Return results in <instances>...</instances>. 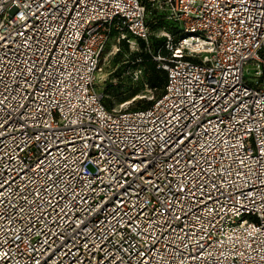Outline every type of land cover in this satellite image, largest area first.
Segmentation results:
<instances>
[{
	"label": "built area",
	"instance_id": "obj_1",
	"mask_svg": "<svg viewBox=\"0 0 264 264\" xmlns=\"http://www.w3.org/2000/svg\"><path fill=\"white\" fill-rule=\"evenodd\" d=\"M112 34L147 107L104 102ZM0 264H264V0H0Z\"/></svg>",
	"mask_w": 264,
	"mask_h": 264
},
{
	"label": "rangeland",
	"instance_id": "obj_2",
	"mask_svg": "<svg viewBox=\"0 0 264 264\" xmlns=\"http://www.w3.org/2000/svg\"><path fill=\"white\" fill-rule=\"evenodd\" d=\"M124 34L131 40L128 32ZM120 37L121 35L118 37L117 34H112L101 52L103 68L97 80L98 88L103 87L104 102L108 107L144 106L160 92L159 88L150 86L147 63L142 61L144 54L141 53L148 50L141 42H137L136 50L131 49L125 38L123 40Z\"/></svg>",
	"mask_w": 264,
	"mask_h": 264
},
{
	"label": "trees",
	"instance_id": "obj_3",
	"mask_svg": "<svg viewBox=\"0 0 264 264\" xmlns=\"http://www.w3.org/2000/svg\"><path fill=\"white\" fill-rule=\"evenodd\" d=\"M152 27L155 29H158L160 26L161 28L164 27L166 29H170L171 27H173V23L164 19L161 15H158L157 21L156 23L152 24ZM155 26V27H154ZM163 42V39H156L153 38L150 44V49L151 51H157V49L161 46ZM124 45H126V43H124ZM144 54L143 56V62L147 63V70L149 72V84H151V87H157L160 89V92L158 93V95L161 93L162 89H163V85L165 82V73L162 71V69L157 68L155 61L152 58V53H150L149 51H145L144 53H141V55ZM153 101L147 103L144 106H137L136 108H144L149 106ZM136 108H131V109H136Z\"/></svg>",
	"mask_w": 264,
	"mask_h": 264
},
{
	"label": "bare ground",
	"instance_id": "obj_4",
	"mask_svg": "<svg viewBox=\"0 0 264 264\" xmlns=\"http://www.w3.org/2000/svg\"><path fill=\"white\" fill-rule=\"evenodd\" d=\"M100 74H101V72L97 74V80H98V78H100V76H101Z\"/></svg>",
	"mask_w": 264,
	"mask_h": 264
}]
</instances>
